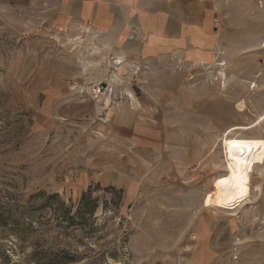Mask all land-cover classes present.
Listing matches in <instances>:
<instances>
[{
	"label": "rangeland",
	"instance_id": "rangeland-1",
	"mask_svg": "<svg viewBox=\"0 0 264 264\" xmlns=\"http://www.w3.org/2000/svg\"><path fill=\"white\" fill-rule=\"evenodd\" d=\"M60 9L0 0V264H264V148L205 206L223 140L264 142V0L218 1L228 44L153 57ZM87 189L62 221L49 197Z\"/></svg>",
	"mask_w": 264,
	"mask_h": 264
},
{
	"label": "crops",
	"instance_id": "crops-1",
	"mask_svg": "<svg viewBox=\"0 0 264 264\" xmlns=\"http://www.w3.org/2000/svg\"><path fill=\"white\" fill-rule=\"evenodd\" d=\"M218 1L44 0V3L58 4L64 16L107 30L114 41L119 37L118 41L130 45L134 52L153 57L191 50L203 52L218 44H228L229 34L223 31V22L219 30L215 27Z\"/></svg>",
	"mask_w": 264,
	"mask_h": 264
},
{
	"label": "bare ground",
	"instance_id": "bare-ground-1",
	"mask_svg": "<svg viewBox=\"0 0 264 264\" xmlns=\"http://www.w3.org/2000/svg\"><path fill=\"white\" fill-rule=\"evenodd\" d=\"M241 108V105L238 106ZM251 127H233L228 134L241 129L249 130ZM223 146L228 161L230 177L217 183L215 192L208 195L205 206L229 208L234 206L246 193V169L248 163L262 160L258 152L264 148L262 140L246 138H225Z\"/></svg>",
	"mask_w": 264,
	"mask_h": 264
},
{
	"label": "trees",
	"instance_id": "trees-1",
	"mask_svg": "<svg viewBox=\"0 0 264 264\" xmlns=\"http://www.w3.org/2000/svg\"><path fill=\"white\" fill-rule=\"evenodd\" d=\"M51 200L56 201V205L61 209V220L69 225H77L79 222L86 221L92 218L96 209L95 200L90 197V189L81 194L77 208L72 211L70 207H65L63 203L58 200V195H51Z\"/></svg>",
	"mask_w": 264,
	"mask_h": 264
}]
</instances>
